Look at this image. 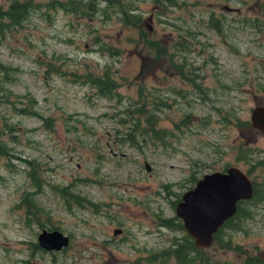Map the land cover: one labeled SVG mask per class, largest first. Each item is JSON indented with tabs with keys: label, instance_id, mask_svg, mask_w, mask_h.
<instances>
[{
	"label": "rangeland",
	"instance_id": "rangeland-1",
	"mask_svg": "<svg viewBox=\"0 0 264 264\" xmlns=\"http://www.w3.org/2000/svg\"><path fill=\"white\" fill-rule=\"evenodd\" d=\"M14 1L25 0L0 7ZM118 1L89 17L42 10L0 39L12 69L0 126L14 129L0 158V264H150L183 238L175 207L194 180L237 167L264 195V138L246 142L264 105V0ZM120 4L141 21L127 25ZM106 72L115 87L101 97L91 80ZM246 208L210 261L264 262V197ZM42 230L69 247L37 252Z\"/></svg>",
	"mask_w": 264,
	"mask_h": 264
},
{
	"label": "trees",
	"instance_id": "trees-1",
	"mask_svg": "<svg viewBox=\"0 0 264 264\" xmlns=\"http://www.w3.org/2000/svg\"><path fill=\"white\" fill-rule=\"evenodd\" d=\"M113 0H53L51 2H48L46 4H34L32 0H25L22 2L14 1L6 8L0 7V39H4L6 34H9L11 31H16L18 28H21L24 26V24L30 19V16L36 12H41L42 10L46 11H55L59 10L62 11L65 14H74L80 17H89L91 15H96L97 12L100 10V12L105 14L107 11L104 8H101V5H112ZM119 1L117 0L116 3ZM168 2L175 6V0H168ZM107 3V4H105ZM121 7V14L124 17V21L127 25H130L131 22L130 19H134L137 21H141L140 17L137 15L132 14L134 10H128V12H131V14H128L124 12L122 9V4H120ZM123 10V11H122ZM129 22V23H127ZM135 24V23H134ZM149 44V43H148ZM150 45V44H149ZM102 49V48H101ZM158 51V54L163 53V55L166 54V51H164L163 48H156ZM103 50V49H102ZM108 52L109 49H107ZM156 51V53H157ZM0 92L3 95V97L10 98L12 95V92L5 87V81L10 82L11 81V73L12 69L8 66H5L0 62ZM4 76V77H3ZM109 72H106L103 77H97L91 80V85L93 88L98 90V94L101 97L108 96L113 91L115 87V83L113 79H111ZM5 79V81H3ZM18 97V96H16ZM1 100V97H0ZM1 103V101H0ZM144 107L141 108V111H137L138 115L145 113ZM148 128L150 132L152 133L154 138L163 140L166 138L165 131L164 130H156L154 128L155 122L154 119L148 120ZM139 127V121H137L134 126L131 128V133H135V130ZM5 130L11 132L14 130L12 126L5 125V129L0 126V158H6L7 160L9 158H12V150L10 147L3 142V139L7 133ZM27 164L31 165V162H26ZM199 179L194 180V184ZM254 186V195L253 198L246 202H239L237 206V212L234 217L226 221V223L223 225V227L219 230V232L214 236V242L219 244L221 243V237L223 236V233L227 230H239L241 223L243 220L247 219L249 217V213L247 212V205L258 203L260 202L264 195H261L262 193L259 190V187L253 183ZM264 193V192H263ZM180 201L178 199L177 203ZM178 219V218H177ZM178 229L180 231H184L181 221L178 219ZM172 225L174 223L171 220L164 221V226L168 228H172ZM32 248H34L37 252L44 253L42 249L39 248L37 244H32ZM173 258L174 264H219L216 262L210 261V259L205 256V250H200L195 247L193 241L187 236L185 233L183 238L180 241L175 242L174 247L171 248L169 251H164L160 254H155L153 256V261L150 262V264H168L170 262V259ZM243 264H264L263 261L255 260V259H247L244 261Z\"/></svg>",
	"mask_w": 264,
	"mask_h": 264
},
{
	"label": "water",
	"instance_id": "water-1",
	"mask_svg": "<svg viewBox=\"0 0 264 264\" xmlns=\"http://www.w3.org/2000/svg\"><path fill=\"white\" fill-rule=\"evenodd\" d=\"M250 124L264 138V105L251 110ZM145 169L149 171L148 165ZM253 195L254 187L249 177L241 169L229 167L222 172L203 175L181 196L175 216L195 247L208 250L214 243V236L235 216L238 203L251 200ZM69 244L70 239L58 230H42L37 235V245L45 252L58 253Z\"/></svg>",
	"mask_w": 264,
	"mask_h": 264
},
{
	"label": "flooded vegetation",
	"instance_id": "flooded-vegetation-1",
	"mask_svg": "<svg viewBox=\"0 0 264 264\" xmlns=\"http://www.w3.org/2000/svg\"><path fill=\"white\" fill-rule=\"evenodd\" d=\"M258 106H263L262 104H259V105H257V106H255V107H258ZM250 127H251V124H250ZM251 133L252 134H248V137H246V142L247 143H250V142H252L253 140H252V137L253 136H256V135H261L262 136V134L260 133V132H258L257 130H255V129H253L252 127H251ZM244 135V134H243ZM263 137V136H262ZM225 171V170H224ZM254 187V186H253ZM246 202V201H245Z\"/></svg>",
	"mask_w": 264,
	"mask_h": 264
}]
</instances>
